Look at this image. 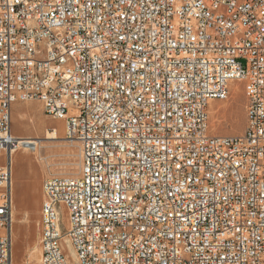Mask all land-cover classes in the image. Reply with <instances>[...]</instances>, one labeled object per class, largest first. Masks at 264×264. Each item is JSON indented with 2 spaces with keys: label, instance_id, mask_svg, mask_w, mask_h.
Here are the masks:
<instances>
[{
  "label": "built area",
  "instance_id": "obj_1",
  "mask_svg": "<svg viewBox=\"0 0 264 264\" xmlns=\"http://www.w3.org/2000/svg\"><path fill=\"white\" fill-rule=\"evenodd\" d=\"M231 79L245 126L214 134ZM17 100L80 153L42 180L38 264H69L64 238L77 264H264V0H0V264Z\"/></svg>",
  "mask_w": 264,
  "mask_h": 264
},
{
  "label": "rangeland",
  "instance_id": "obj_2",
  "mask_svg": "<svg viewBox=\"0 0 264 264\" xmlns=\"http://www.w3.org/2000/svg\"><path fill=\"white\" fill-rule=\"evenodd\" d=\"M236 87V89H235ZM243 82L231 79L228 82L226 99H210L206 110L216 109L207 123L214 134H240L245 126ZM71 112V111H69ZM56 129L52 138L50 133ZM10 131L15 137L26 138L29 143H18L12 151L14 168L10 169L12 193V246L13 264H35L39 258L40 207L42 180L49 176H73L80 166L79 147L76 142L65 138V121L47 116L38 100L14 101L10 107ZM4 155L0 153V165ZM62 225L68 226V213L64 204H58ZM2 229L0 228V233ZM63 251L70 255L67 240H62Z\"/></svg>",
  "mask_w": 264,
  "mask_h": 264
},
{
  "label": "bare ground",
  "instance_id": "obj_3",
  "mask_svg": "<svg viewBox=\"0 0 264 264\" xmlns=\"http://www.w3.org/2000/svg\"><path fill=\"white\" fill-rule=\"evenodd\" d=\"M235 89H236V87H235ZM219 108V107H218ZM218 108H216V109H213V108H209V109H207V114L210 116V117H212L215 113H216V111L218 110ZM55 134H57V131H56V129H54L51 133H50V135L52 136V138L55 136ZM13 135V134H12ZM18 139H17V144H16V146L18 145V143H22V142H24V143H29V140H27L26 138H20V137H17ZM14 149H12L11 151H8V155H9V157H10V169H12V167L14 168V166H13V164H14V160H13V157H12V151H13ZM12 184H13V180L11 179V187H12ZM12 217H13V214H12ZM14 236H15V234L14 233H12V227H11V240H12V246H13V243H14ZM69 246V245H68ZM70 252H71V256L74 258V252H73V250L70 248ZM39 253H40V250H39ZM67 259H68V262H69V264H73V261L70 259V257L69 256H67ZM35 264H38V261H36V263Z\"/></svg>",
  "mask_w": 264,
  "mask_h": 264
},
{
  "label": "crops",
  "instance_id": "obj_4",
  "mask_svg": "<svg viewBox=\"0 0 264 264\" xmlns=\"http://www.w3.org/2000/svg\"><path fill=\"white\" fill-rule=\"evenodd\" d=\"M12 194V193H11ZM26 264H31V263H26Z\"/></svg>",
  "mask_w": 264,
  "mask_h": 264
}]
</instances>
